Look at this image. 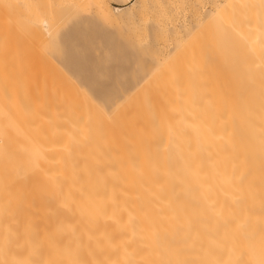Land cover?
Listing matches in <instances>:
<instances>
[{
    "label": "bare ground",
    "instance_id": "obj_1",
    "mask_svg": "<svg viewBox=\"0 0 264 264\" xmlns=\"http://www.w3.org/2000/svg\"><path fill=\"white\" fill-rule=\"evenodd\" d=\"M68 7L0 8V264H264V0L112 115L50 61Z\"/></svg>",
    "mask_w": 264,
    "mask_h": 264
},
{
    "label": "rangeland",
    "instance_id": "obj_2",
    "mask_svg": "<svg viewBox=\"0 0 264 264\" xmlns=\"http://www.w3.org/2000/svg\"><path fill=\"white\" fill-rule=\"evenodd\" d=\"M28 1L30 0H0L2 6L0 8L4 9L1 10V14L5 12L9 19L18 14L17 16L22 19L25 16ZM52 1L62 8L69 4L70 7L66 10L62 9L65 14L63 11L61 12V9L58 10V12H61L57 15L59 19L57 21L52 20L54 25L50 23L52 27L49 32L45 31L44 46H46V51L49 52L48 55L51 56H49L50 61L65 76L71 77L73 83L75 82L81 87L83 93L87 96L84 97L90 99H87L88 101H93V104L98 105L107 115L108 113L109 115L116 114V112H120V109H128L129 106L126 107L127 97L135 93L136 89H138L136 93L139 96H143V93H145V90H142L144 86H147L146 90L147 88L151 89L152 83L150 82L149 86L147 79L150 80V75L152 78L153 72L157 68L158 71L156 72L158 73L163 70L162 65L164 68L170 65L182 66L185 62L183 60L189 52L184 50L182 44L184 43L190 47L189 43L198 36L204 34L205 36H202V38L210 36L211 30H213L210 28L213 26H215V29L216 26L220 27L222 24L217 21L219 17L216 19L215 11L216 9L218 11V7L221 9V6L226 2V0ZM81 4L82 6H80ZM116 7L119 8V11H116ZM1 14L0 20L4 22L6 17L2 16L4 19L2 20ZM60 15L63 19L60 18ZM53 19H56V17ZM8 22L5 21L7 29L3 30L5 32L1 33L3 35L9 32L7 31L8 26H10ZM0 25L2 26H0V30H2L4 24ZM4 28L6 27L4 26ZM213 32L215 31L213 30ZM187 40H189V43ZM51 41L54 43L51 44ZM188 47L185 49L187 50ZM176 52L182 53L177 54ZM148 57L149 59H147ZM177 61L178 63H176ZM169 62H171L170 65ZM184 65L188 66L189 64L185 63ZM231 70L233 69L231 68ZM65 72L67 73L65 74ZM157 73L153 75L156 80L152 78L153 84L154 80L156 81V87L157 78L155 76ZM132 97L135 98L133 95ZM134 101L133 99L131 103ZM122 103H124L125 108H123ZM118 104L122 106H116ZM115 106L118 107L119 111L114 112L116 110ZM2 141L9 143L6 139H2ZM2 141L0 142L2 143L0 153L7 156L6 151L4 152L3 149L5 148L8 153L10 145H6V142L3 143Z\"/></svg>",
    "mask_w": 264,
    "mask_h": 264
}]
</instances>
